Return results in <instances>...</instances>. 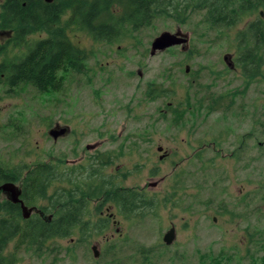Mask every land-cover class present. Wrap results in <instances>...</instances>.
Returning <instances> with one entry per match:
<instances>
[{
    "label": "rangeland",
    "instance_id": "obj_1",
    "mask_svg": "<svg viewBox=\"0 0 264 264\" xmlns=\"http://www.w3.org/2000/svg\"><path fill=\"white\" fill-rule=\"evenodd\" d=\"M254 17L245 16L226 29L206 26L203 11H194L182 24L160 17L137 31L125 27L112 43L94 41L85 30L65 25L70 41L86 52L84 75L67 76L57 93L0 87L1 167L29 169L36 162L78 161L84 156L76 167L85 164V172L80 178L71 176L82 183L92 156L102 153V160L111 157L112 163L93 165L98 169L93 186H105L103 181L114 176L118 188L141 193L146 204L131 217L115 209L118 232L111 225L100 233L94 228L84 235L74 231L48 241L41 255L8 243L0 254L4 263L212 264L223 254L219 264H262L264 203L252 202L245 218L238 215L242 210L232 208L245 194L247 203L253 201L259 186L264 194V149L261 154L255 149L257 140L264 142V79L244 76L238 61L250 45L240 33ZM177 28L188 33L192 55L172 47L151 57L152 40ZM24 49L11 45L2 59L15 60ZM258 55L263 57L264 50ZM224 56L236 70H228ZM228 98L234 101L233 112L224 110L230 107ZM212 105L218 109L208 110ZM55 124L69 126L71 134L53 141L47 132ZM97 143L98 149H85ZM158 146L162 152L156 151ZM237 146L242 147L240 157L232 153ZM163 152L167 157L159 160ZM58 172L67 174L66 165ZM211 189L215 199L207 207ZM224 205L233 216L222 213ZM254 206L259 215L252 212ZM87 211L85 219L94 225L98 213L93 204ZM249 225L259 233L245 245ZM171 226L175 238L166 246L162 236ZM92 246L97 247V258ZM205 255L208 258L200 260Z\"/></svg>",
    "mask_w": 264,
    "mask_h": 264
},
{
    "label": "trees",
    "instance_id": "obj_2",
    "mask_svg": "<svg viewBox=\"0 0 264 264\" xmlns=\"http://www.w3.org/2000/svg\"><path fill=\"white\" fill-rule=\"evenodd\" d=\"M32 1L27 0V5L21 7L9 0L6 1L7 5L0 7V29L13 30L14 40L11 44L14 48L23 45V41L26 40L24 37L31 33L41 31L48 35V39L27 47L28 54L20 63L0 62V86L5 87L6 91L31 85L40 94L57 93L67 76L85 74L86 52L70 41L66 33L67 28L64 34V28L60 23L66 12L67 27L85 30L94 41L108 43L113 42L121 34L126 26L122 25V22L132 24V29L137 31L148 27L155 18L165 17L178 23L184 22L187 18L184 9L180 11L178 0H65L51 5ZM182 1V7L186 6L188 11H203L204 22L212 29L230 28L245 16L254 15V19L248 22L240 33L244 39L249 40L250 45L244 49V58L240 57L238 61L240 65H244L245 76L260 75L264 79V70H258L262 66L259 59L264 60V57L259 58L260 55L254 54L264 50V0ZM116 5L119 9L117 13L112 11ZM260 11L263 16L259 14ZM164 96L166 94H163ZM216 108L217 105L207 107L208 110ZM172 112L177 116L175 108ZM26 179L31 178L28 175ZM109 191L101 184L102 195H109ZM117 199L118 203L129 205L127 209L125 208L129 216L140 213L141 207L138 204L142 199L137 192L119 190ZM73 215L76 214L70 212L67 217L63 208H60L59 214L55 215L57 217L51 222L32 218L0 219V254L5 245L13 242L15 248L41 255L47 248L48 241L72 236L73 225L79 222ZM222 257L223 254L214 257L212 264H219ZM206 258L208 256L205 255L200 260L205 261ZM261 261L264 264V258ZM0 264H5L2 258Z\"/></svg>",
    "mask_w": 264,
    "mask_h": 264
},
{
    "label": "flooded vegetation",
    "instance_id": "obj_3",
    "mask_svg": "<svg viewBox=\"0 0 264 264\" xmlns=\"http://www.w3.org/2000/svg\"><path fill=\"white\" fill-rule=\"evenodd\" d=\"M6 1H9V0H1L0 7L7 5ZM10 1H14V2L18 3V5L21 7L26 6L28 3V2L26 3L27 0H10ZM30 1H32V0H30ZM33 1H38L40 4H43V5H51V4L57 3L56 0H51L50 3H47L44 0H33ZM178 3L181 6L180 11L182 12V9H184V12L187 16H190L194 12V11H188L186 6L182 7V4H183L182 0H178ZM112 11L117 13L119 11L118 6L116 5L115 7H113ZM60 22H61V20H60ZM182 23H179V24H182ZM123 24H126V26H125L126 28L133 30L132 24L122 22V25ZM61 26L64 28L63 30H64V34H65V23L64 24L62 23ZM178 30H180V28L176 29V31H178ZM185 33L188 35L187 32H185ZM34 35H37L36 39H32L31 41L29 40L30 42L27 41V39L29 37L34 36ZM24 38H26V40L23 41L24 42L23 45H25V49L20 51L19 55L16 57L15 60L6 61L5 59H2L3 54H4V51L7 47L13 45L11 43L14 40V36H13V30L7 29V28H1L0 29V48H2V51L0 52V62L5 61V62H10V63L13 62L16 64V62L19 61V63H20V61H22V59L28 54L27 47H31L39 41H44V40L48 39V35L45 32L40 31V32H36L33 34L31 33V35L26 36ZM105 43H108V42H105ZM23 45H21V46H23ZM188 46H189V35H188V41H187L186 45L183 44V45H179L176 47H179L180 52H183V54L189 53L188 56L190 57V55H192V52H188ZM169 49H171V48H169ZM168 50H165L163 52H166ZM163 52H159V53H163ZM258 53H260V52H258ZM258 53L255 52L254 54L258 55ZM244 56H245V52H243V53L241 52V59H242V57L244 58ZM226 58H227L226 59V65L228 67V70H231V71L236 70L234 63L229 61V59H231V58H228V57H226ZM259 61L262 64V66L259 67L258 70L263 71L264 70V60L259 59ZM241 69H242V71H241L242 74L245 76L244 65L241 67ZM86 70L87 69L85 68V71ZM256 77H260V75H258ZM24 86L32 87L31 85H24ZM0 87H2V86H0ZM228 104L230 107L227 108L224 106V110L229 111V112L230 111L233 112V110H231V108H232L231 105L234 104L233 99L228 98ZM216 109H218V108H216ZM216 109H211L210 111H214ZM240 110H241V108L239 107L238 111H240ZM226 116H229V115H226ZM55 127H58V128L64 127L66 129L65 135L59 136L56 139H54L52 136H50L49 131ZM51 129H49L47 134L53 141H57L59 139H64L65 137H68L72 132L70 130L69 126H67V125L61 126L59 124H55L53 127H51ZM104 133L105 132H100L99 135L100 134L104 135ZM121 135H122V133H118V136H121ZM254 138L256 140V137H254ZM99 144L100 143H97V146L92 147V148H89L90 145H87V146H85V149L88 151L96 150L100 147ZM212 148L215 149V146L213 145ZM241 148L242 147L237 146L234 150H232V153L234 151V154L237 157H240V154H242L241 153L242 151H240ZM255 149L257 150V152L259 154H261V152H263L262 150L264 149V142H260L257 140ZM235 151H238V152H235ZM101 155H104V154L101 153V154L92 156V164L90 162L89 165H91V166L89 167V170L87 171V173H88L87 174V176H88L87 180H82L83 181L82 183H79V181L77 182V181L71 179V176L73 175V177H75V174H76V176H78V175H81L82 173L85 172V171H83V168H82V167H84L85 164H79L76 167L78 162L79 163H80V161L84 162V156H83V158H80L78 161H75V160L69 161V160H65V159L63 160L62 158H57V161L51 162V163H37L36 162L29 169L26 168L25 166L20 167V168L14 167V169H7L5 167L0 166V171H1L0 172V219L20 218L23 220H27V219L32 218V219L41 220L43 222H51L55 217H57L55 215L59 214L60 208H63V210L65 211V215H67V217H69V213L72 212V213L76 214V215H73V218L79 219V222L77 224L73 225V228H72L73 233H74V231H78L79 233H87V231H89L91 228L96 229L98 231V233H100V232H104L109 227V225H111L112 227H115V231L118 232L119 222L116 220V214L114 213V210L118 209L119 213H121L122 215L129 216L125 210V208L127 209L129 207V205L127 204V206H126L124 203H118L117 191H119V190L120 191H128L130 189L118 188L116 186V184L113 182L114 176H110V178L112 180H104L103 181V183L105 184V190L106 189L110 190L109 195H106V194L102 195L101 194V184H95V186H93L94 185L93 183L96 181L95 178L98 177V169H97V167L94 168L93 165H98L100 167H107V166H110L112 163L111 157H107V160L105 162L104 160H102ZM166 157H167V154H165V157L163 159H165ZM61 164L63 165V167H65V165H66L67 174L66 173L63 174L61 172H58V167ZM80 172H82V173H80ZM28 175L31 178L30 180L26 179V177ZM64 176H65V178H64ZM78 177L80 178V176H78ZM64 179H66V181H65L66 185H65V187H62L61 183L64 182L63 181ZM4 184H12L15 187V191L18 193V200L20 202H17V203L13 202V200L11 199V194L3 191L1 189V186ZM137 194L142 199V201L140 200L142 203L140 202L138 204L141 207L140 209L142 210L144 207H146V204H145V201L143 200L144 199L143 195L139 192H137ZM254 195H255V197H254L253 201H249L248 203L246 202V200H248V199H244L245 196H247L246 194L242 198L241 201L233 203L232 208H235V209L238 208V209L242 210V213L238 214V215L243 214L242 218L248 217L247 211H248V208L252 202H259L260 201V202L264 203V194H262V192H261V186H259V188H256V190L254 191ZM214 199L215 198H214V195H212V189H211V192L208 195L209 204L207 207H210V202L211 203L214 202ZM38 201H43V202H46L47 204L45 206H43V205L38 206L37 205ZM61 202H63V203L60 204ZM64 202H65V206H63ZM21 204L23 205V207H25V210H26L25 212H23ZM90 204H93L95 212L98 213V218H97L98 222H95L94 225H92L90 220L85 219V216L88 212L87 206ZM72 209H75V210L72 211ZM223 209L224 210L222 211V213H224L226 215L227 214L232 215L230 210L228 208H226V205H224ZM50 210H51V212H50ZM31 211H32V213H31ZM260 211L264 212V204L262 206V210H260ZM252 212L259 215V211L257 210V207H255V206H254V210H252ZM24 213L28 214L26 218H24ZM34 213L36 215H34V217H33L32 215ZM211 221H212V223H216L217 217L213 216L211 218ZM171 228H173L175 231V228L173 226H171L167 231H169ZM166 232L164 233V235L166 234ZM244 232H245L246 236H244L245 241L242 243L245 245L246 244L251 245L253 235L254 236L257 235L259 233V230L256 228V226L251 228V226L249 225L248 227H246L244 229ZM164 235L162 236V242H163ZM247 252L249 253L250 249H248Z\"/></svg>",
    "mask_w": 264,
    "mask_h": 264
},
{
    "label": "water",
    "instance_id": "obj_4",
    "mask_svg": "<svg viewBox=\"0 0 264 264\" xmlns=\"http://www.w3.org/2000/svg\"><path fill=\"white\" fill-rule=\"evenodd\" d=\"M47 3H50L51 0H44ZM259 14L263 16V13L260 11ZM188 41V35L186 33H182L180 30L170 33V32H162L157 37H155L150 45V52L149 55L152 57L156 53L163 52L165 50H168L169 48L176 47L179 45H183L187 43ZM226 56L224 57V60L226 61ZM185 72H188V66L185 67ZM66 129L55 127L49 131V135L52 136L54 139H56L59 136L65 135ZM97 144L89 146V148L96 147ZM157 152H162L163 148L161 146H158L156 148ZM165 157V152L159 157V160H162ZM155 184H152V187H154ZM1 189L5 192H8L11 194V199L13 202L17 203L20 202L18 200V193L15 191V187L12 184H4L1 186ZM22 206L23 212H25V207ZM27 213H24V218L27 217ZM175 238V231L173 228H171L169 231L166 232V234L163 237V242L166 246H169L172 244L173 240ZM91 250L93 252V257L97 258L99 255V252L97 250L96 246H92Z\"/></svg>",
    "mask_w": 264,
    "mask_h": 264
}]
</instances>
